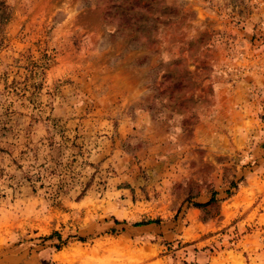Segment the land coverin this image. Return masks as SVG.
Here are the masks:
<instances>
[{"label":"rangeland","instance_id":"obj_1","mask_svg":"<svg viewBox=\"0 0 264 264\" xmlns=\"http://www.w3.org/2000/svg\"><path fill=\"white\" fill-rule=\"evenodd\" d=\"M3 2L0 264H264V0Z\"/></svg>","mask_w":264,"mask_h":264},{"label":"trees","instance_id":"obj_2","mask_svg":"<svg viewBox=\"0 0 264 264\" xmlns=\"http://www.w3.org/2000/svg\"><path fill=\"white\" fill-rule=\"evenodd\" d=\"M122 2H126L127 4H130V2H127V0H122ZM131 4H133V6L137 9V15L136 16H132L134 17V21H135V25L136 26H141L142 28L145 27L147 25L148 22V18L143 19V21L141 20V17L144 16L145 11L147 10V7L149 5H139L138 2H131ZM121 7V5H120ZM122 8V7H121ZM123 10V9H122ZM131 9H127L125 10V12L123 11V13H125V15H127L126 11H129ZM6 18V12L4 9V2L3 0H0V23ZM129 18V17H128ZM130 19V18H129ZM142 21V22H141ZM213 199V198H212ZM198 205H204V204H198ZM134 225H140V223H135Z\"/></svg>","mask_w":264,"mask_h":264}]
</instances>
